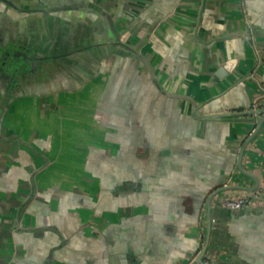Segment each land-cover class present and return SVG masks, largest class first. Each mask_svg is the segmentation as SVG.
I'll return each mask as SVG.
<instances>
[{
    "label": "crops",
    "instance_id": "0c3cea01",
    "mask_svg": "<svg viewBox=\"0 0 264 264\" xmlns=\"http://www.w3.org/2000/svg\"><path fill=\"white\" fill-rule=\"evenodd\" d=\"M85 1L90 76L1 112L0 264H184L258 186L208 254L264 264V0Z\"/></svg>",
    "mask_w": 264,
    "mask_h": 264
},
{
    "label": "flooded vegetation",
    "instance_id": "af4514ba",
    "mask_svg": "<svg viewBox=\"0 0 264 264\" xmlns=\"http://www.w3.org/2000/svg\"><path fill=\"white\" fill-rule=\"evenodd\" d=\"M92 5L81 0H0V118L13 99L53 95L90 76L105 52L98 47L102 40L92 38L96 29ZM108 24L111 27L112 21ZM260 107L254 103L250 115H260ZM258 187L236 195L225 191L216 195L215 191L211 203L228 211L256 213L262 204ZM226 199H241V207H227ZM202 239L198 251L184 264H214L208 248L200 256L206 235Z\"/></svg>",
    "mask_w": 264,
    "mask_h": 264
},
{
    "label": "water",
    "instance_id": "95a60500",
    "mask_svg": "<svg viewBox=\"0 0 264 264\" xmlns=\"http://www.w3.org/2000/svg\"><path fill=\"white\" fill-rule=\"evenodd\" d=\"M244 114H249L248 113V111H246V112H243ZM250 114H254V112L253 111H250ZM224 115H210V116H208L207 118L208 119H213V118H217V117H223ZM253 117H256V115H254ZM258 121H259V125L257 126L255 123H257L256 122V118H251V122H252V124L253 125H255L254 126V128H253V130H249V136H250V139L246 142V145H248V143L253 139V135H255L257 132H258V130H259V128H260V125H261V121H260V119H258ZM224 191V189H221V190H219V191H217L215 194L216 195H218V193L219 192H223ZM214 196V195H213ZM213 196L212 197H210V199H209V201H208V213H209V215H208V227H207V234H206V241H205V245H204V249H203V251H202V253H201V258L204 256V254L206 253V251H207V248H208V245H209V241H210V234H211V229H212V217H211V206H212V198H213Z\"/></svg>",
    "mask_w": 264,
    "mask_h": 264
},
{
    "label": "built area",
    "instance_id": "2783aa9c",
    "mask_svg": "<svg viewBox=\"0 0 264 264\" xmlns=\"http://www.w3.org/2000/svg\"><path fill=\"white\" fill-rule=\"evenodd\" d=\"M241 203V199H226L224 204L229 208L239 209L241 207Z\"/></svg>",
    "mask_w": 264,
    "mask_h": 264
},
{
    "label": "rangeland",
    "instance_id": "374dc122",
    "mask_svg": "<svg viewBox=\"0 0 264 264\" xmlns=\"http://www.w3.org/2000/svg\"><path fill=\"white\" fill-rule=\"evenodd\" d=\"M22 108H23L22 106H19V107L17 108V109H18V113H19L20 109H22ZM15 113H16V111H15ZM24 113H25V112H24V110H23V111H22V115H23ZM30 124H31L33 127L36 126V124H34V123H32V122L29 123V124H27V125L30 126ZM29 126H28V127L26 126L27 129L30 128ZM219 207L221 208V206H219Z\"/></svg>",
    "mask_w": 264,
    "mask_h": 264
}]
</instances>
